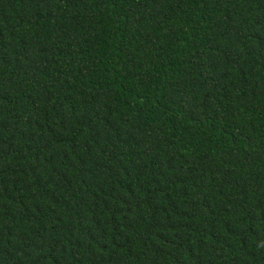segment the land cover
Masks as SVG:
<instances>
[{
    "label": "trees",
    "instance_id": "16d2710c",
    "mask_svg": "<svg viewBox=\"0 0 264 264\" xmlns=\"http://www.w3.org/2000/svg\"><path fill=\"white\" fill-rule=\"evenodd\" d=\"M0 264H264V0H0Z\"/></svg>",
    "mask_w": 264,
    "mask_h": 264
}]
</instances>
